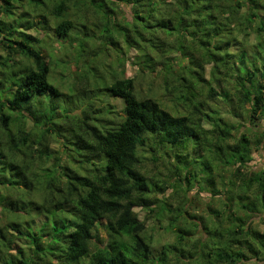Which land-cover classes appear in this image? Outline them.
<instances>
[{
	"label": "trees",
	"instance_id": "trees-1",
	"mask_svg": "<svg viewBox=\"0 0 264 264\" xmlns=\"http://www.w3.org/2000/svg\"><path fill=\"white\" fill-rule=\"evenodd\" d=\"M29 2L0 1V264H264V232L253 225L264 220V169L251 165L255 152L264 158V53L253 51L264 42V0H47L36 29L100 42L84 67L125 107L98 116L92 102L59 115L37 99L61 95L32 46L39 40L29 25L17 37L4 30L17 10L38 6ZM120 40L161 81L171 107L138 92L125 69L103 64L111 83L101 76L100 56L118 54ZM148 163L170 175H149ZM205 194L216 207L189 211ZM149 218L176 234L159 255Z\"/></svg>",
	"mask_w": 264,
	"mask_h": 264
},
{
	"label": "rangeland",
	"instance_id": "rangeland-1",
	"mask_svg": "<svg viewBox=\"0 0 264 264\" xmlns=\"http://www.w3.org/2000/svg\"><path fill=\"white\" fill-rule=\"evenodd\" d=\"M29 1L24 0L23 2V0H21V3L20 4L18 3V6L20 5L21 8L22 4L25 6L29 5L30 3ZM33 4H38V6L35 8L33 5L27 8L25 7L26 9L17 10V12L19 13H23V12L24 13L21 14V16L13 17L12 20L9 21V23L7 24L5 23L6 25L4 27V30L6 34L12 31L14 35L17 37V35H19L20 32L25 31L24 27L29 25L32 27V30L27 31L26 33L32 35L33 38L39 40L38 42L33 43L32 46L37 51L42 53V56H45L46 60L42 62L47 63L49 65L50 73L48 76V81L61 92V95L59 96L49 94L46 97L37 98L45 101L46 104L45 109L48 110L49 107L50 108L54 107L57 113H59V115H64V114L67 115L68 113L70 114V113H74L77 110L79 111L82 107L85 106V104L86 107H88V103L92 102L94 104H92V109H90L91 112H94L95 109L101 111V112L96 111L97 113L92 114L93 116L95 115L98 116L99 113H106V110L107 109L109 110L110 106L115 108L114 111H116L117 113H121L125 107L124 101L120 98H110L109 96H105V92L100 91V89L103 88L101 82L99 81V85L97 87L95 82L91 80L93 73L88 72L87 68L84 67L86 61L89 62L93 58L92 56L89 55L91 52L90 49H93L92 45L93 44L100 45L98 38L94 39L93 43H90L87 37L84 36L83 34H80V36L74 41H70L68 39V36L55 38L53 36V33L50 34L43 33L44 29L40 30L36 28H38L39 26V24H37V21L41 20L46 15L44 7L45 4H47V0H33ZM117 11L119 18H121L122 16L121 12L119 10ZM124 11H125L124 14L126 16H130L129 7H124ZM0 19H2L1 13H0ZM52 27H53L52 24H50L46 29L50 30L52 29ZM91 28L92 30H94L93 27ZM95 35L98 37L100 36L98 29L96 30ZM249 42H250L249 44H258L257 36L255 34H252L249 37ZM83 46H85V48ZM236 48H233L231 50L235 51ZM258 48H260V50H262V53H264V42L254 46L253 51L256 52ZM110 49L111 50L105 51L106 54L104 55L102 54L100 56L99 62L96 65V67L101 72V76L104 75L105 79H107L109 84L111 83L110 74L114 73L113 72L114 70L125 69L127 72L126 77L135 79L136 90L138 92L144 93L147 96L149 94L154 95L156 99H159L161 102H164L166 106L170 105L171 107V102H169L168 100L169 98L163 96V92L161 90L162 87L161 81L155 76V74L142 72L140 70V67L137 66L136 58L138 54L135 49L128 48L123 42V40H120V49L118 54L116 51L112 50V48ZM248 54L250 55L251 52H248ZM85 55H89V56H85ZM179 57L180 54L174 57L176 58L177 61L175 62L176 65H181L179 63ZM20 58L22 57L16 58V61L20 62ZM103 64L106 65L110 64V66H112L111 73L106 74L103 68ZM183 64H185V62H183ZM29 66L33 67L32 69L34 70H38L40 68L38 64H34V63H30ZM27 69H20L19 71L17 69V72L15 73L17 74V76L22 74L24 75L26 74L25 72L27 71ZM211 69H212V65L206 67L207 79H210ZM0 71H2L1 67H0ZM7 71L9 76L13 75L14 73V69H12L11 71L9 70ZM1 82L3 81L0 79V83ZM90 87H92L91 90ZM71 88L76 90H72ZM97 88L100 89L98 90ZM83 97L84 100L86 101L83 100ZM105 116L114 117L113 115H105ZM232 121L234 123L237 122L239 123L240 118H232ZM27 128L28 130L32 129L33 124L31 122H27ZM58 141H59L58 139H53L52 137H48V139L46 140V142H48V145L55 150L60 149L59 147L61 146V144ZM251 165L256 171L264 169V158L262 157L261 153L255 152L254 161L251 163ZM146 169H148V174L150 173L151 175L157 176L159 172L161 174L164 173L163 175H167V174L170 175V173H168L166 169L161 166V164L160 166H157L152 163H148ZM193 194L194 192L189 194V196L193 197ZM208 197H210L209 194H205L204 196L201 195V199H197L198 203L197 205L195 204L196 208L193 207L194 210L190 209L189 211L193 212L196 215L206 216L207 211L209 210L210 207L211 208L216 207V203L214 201L210 202L207 199ZM170 202L173 204V207H176L177 201L175 199H171ZM135 212L138 214L140 220H146L148 212L145 209L136 208ZM2 216H7L8 220L10 219L14 220V215L9 212L2 214ZM0 222L6 224L2 220H0ZM155 225L156 222L154 218L147 219V227L150 230L149 234H151L154 239L153 240L154 250L155 253L159 255L164 245L175 242L176 234L175 231L166 230L165 227L168 226L167 220H165L162 223L163 227L161 229ZM253 225L257 229L264 232V220L262 219V217L254 218ZM101 234L103 235L104 238H106L104 230H101ZM17 242L20 245H24L23 242L20 241ZM95 248L96 246L93 245L92 249L94 250ZM3 257L9 259V256L7 255H3ZM90 264H95V262ZM248 264H255V263L254 261H252L249 262Z\"/></svg>",
	"mask_w": 264,
	"mask_h": 264
}]
</instances>
